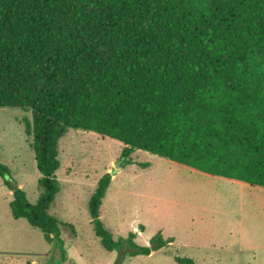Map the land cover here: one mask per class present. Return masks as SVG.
<instances>
[{"label":"trees","instance_id":"1","mask_svg":"<svg viewBox=\"0 0 264 264\" xmlns=\"http://www.w3.org/2000/svg\"><path fill=\"white\" fill-rule=\"evenodd\" d=\"M0 108L30 112L35 203L0 162L13 219L55 237L58 146L70 131L121 143L202 173L264 188V0H0ZM105 173L88 201L107 251L148 256L135 234L114 241L100 218ZM155 250L168 243L159 234ZM176 264H195L174 256ZM25 264H30L26 262Z\"/></svg>","mask_w":264,"mask_h":264},{"label":"rangeland","instance_id":"2","mask_svg":"<svg viewBox=\"0 0 264 264\" xmlns=\"http://www.w3.org/2000/svg\"><path fill=\"white\" fill-rule=\"evenodd\" d=\"M30 119V112L0 108V162L33 204L40 190L31 138L25 134V120ZM123 148L113 139L80 130H70L60 140V168L56 172L59 191L47 210L56 220L58 237L50 244L24 219H13L9 210L12 197L0 178V264H115L118 258L119 262L120 249L103 248L88 213L90 195L105 173L111 175V181L101 206L103 227L114 241L132 232L138 245L153 246L150 258L125 253L119 264H176V254L190 257L197 264H264V202L255 194H239L219 179L189 184L182 177H174L167 166L155 163L161 159L141 151H133L128 158L131 164H125V159L120 160ZM157 183L165 189L156 188L155 192L152 184ZM148 203L157 208L150 207L143 213ZM201 204L205 209L200 210ZM137 208L142 210L140 216ZM188 215L201 221L197 227L208 230L209 234L199 239L205 242L199 248L183 242L184 236H192L189 230L183 235L189 228L185 220ZM161 219L169 225L165 233L175 230L180 221L182 228L173 233L177 245L160 251L155 250L154 235L151 238L144 233L145 226L146 233L158 231Z\"/></svg>","mask_w":264,"mask_h":264},{"label":"crops","instance_id":"3","mask_svg":"<svg viewBox=\"0 0 264 264\" xmlns=\"http://www.w3.org/2000/svg\"><path fill=\"white\" fill-rule=\"evenodd\" d=\"M146 153V152H145ZM157 157V156H156ZM159 159H161L162 161H156L155 163H158L162 166L165 165L168 167V171L171 173V174H174V177H176L175 175L178 176V178H181L184 179L187 183H206V182H209L211 180H220V182L222 183H225L227 184V186L229 187L230 190H235L237 193L239 194H243V193H250L251 196H253L255 194L256 198L258 199H261L262 202H264V188L263 187H259V186H250L246 183H243V182H239V181H235V180H230V179H225V178H222V177H216V176H211V175H208V174H205V173H202L200 171H197L193 168H189L187 166H184V165H180V164H177V163H174L172 161H169L167 159H164V158H160L158 157ZM164 161V162H163ZM164 163H167L164 164ZM152 164V163H151ZM151 164H149V167L148 168H151ZM164 167V166H163ZM184 175V176H183ZM186 176V177H185ZM116 179V177H115ZM189 183V184H190ZM160 183H157L156 185H153L152 184V188L153 190H155V192H157L156 190L157 189H165V185H160ZM110 187V186H109ZM149 187L151 188V184H149ZM162 187V188H161ZM184 187V186H182ZM151 188V189H152ZM157 188V189H156ZM150 189V190H151ZM110 189L108 188L107 191H109ZM121 190V185L119 186V191ZM184 190V188L182 189ZM107 193V192H106ZM8 194H11V191L8 190ZM254 196V197H255ZM11 197H12V194H11ZM105 197H106V194H105ZM104 197V198H105ZM12 199V198H11ZM104 200V199H103ZM102 200V202H103ZM11 201V200H10ZM9 201V202H10ZM151 205V206H150ZM102 206V204H101ZM151 207L152 210H156V206H152V204L148 203L147 206H146V210H145V206L143 207V213L146 212V211H149V208ZM200 210H203L205 209V207L203 206V204H201L199 206ZM141 213L139 214V216L142 214V210L140 208H137ZM101 212H102V208L100 207V220L102 222V216H101ZM159 219V217H158ZM197 217H192V215H188L187 218H185L186 222L189 224V228L188 229H185L183 230V235L189 230L191 232V237H187V236H184V243L185 245L187 244V246L189 247H195V248H199L200 245L202 244H205V242L203 241H199V239L205 235L206 233H208V230L207 229H204V227H197V223L198 222H201V221H197L196 220ZM162 220V219H161ZM140 222H143V225H145V220L144 219H140L139 220ZM204 223V222H203ZM177 225V224H175ZM169 225L164 222L162 220L161 224L159 225V227L157 228L158 231L156 232H153L151 234L149 233H146V226H145V236L147 237H151L152 235H157L159 234L160 237L163 239V240H167V239H170L171 242L168 243L167 245H165L164 247H167V246H174V245H177V237L175 234H173L175 232L176 229L178 228H182V223L181 221L179 222V225L176 226L175 230L173 231H170V233L166 232V229ZM181 226V227H180ZM105 229V228H104ZM164 232V233H163ZM172 232V233H171ZM171 234V235H169ZM209 234V233H208ZM153 236V237H154ZM178 238H180V235L178 234L177 235ZM152 238V237H151ZM211 244L212 246L214 244L212 243H208V245ZM140 246H145V245H140ZM163 248V247H162ZM162 248H160V251L162 250ZM159 250V249H158ZM262 250H264V245L262 247ZM151 251V250H150ZM154 253H151L148 255V256H143V257H147V258H150ZM177 255V254H176ZM175 255V256H176ZM187 257V256H186ZM190 258V257H189ZM192 259V258H191ZM174 260V259H173ZM194 261V259H192ZM175 262V261H174ZM195 262V261H194ZM195 264H197V262H195Z\"/></svg>","mask_w":264,"mask_h":264},{"label":"water","instance_id":"4","mask_svg":"<svg viewBox=\"0 0 264 264\" xmlns=\"http://www.w3.org/2000/svg\"><path fill=\"white\" fill-rule=\"evenodd\" d=\"M150 250H151V251L153 250V246L150 247Z\"/></svg>","mask_w":264,"mask_h":264}]
</instances>
